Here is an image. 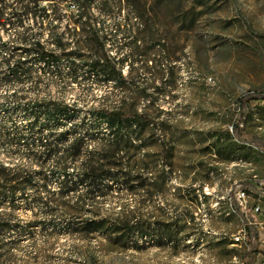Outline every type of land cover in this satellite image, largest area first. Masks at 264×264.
Listing matches in <instances>:
<instances>
[{
    "label": "rangeland",
    "instance_id": "obj_1",
    "mask_svg": "<svg viewBox=\"0 0 264 264\" xmlns=\"http://www.w3.org/2000/svg\"><path fill=\"white\" fill-rule=\"evenodd\" d=\"M124 3L123 10L114 7L105 15L93 7L88 17L109 33L105 49L126 84L73 81L64 58L61 77L43 75L36 64L30 80L0 85V161L39 168L21 146L15 151L1 140V123L9 128V119L18 126L25 122L15 106L48 100L73 105L75 121L103 107L143 112L150 121L141 135L144 148L131 155L143 158L146 182L162 187L137 193L114 187L106 198L80 202L81 193L56 194L63 172L53 174L50 160L43 168L54 193L48 212L29 201L31 191L14 208L0 206L21 229L2 236L1 264H264V0ZM134 5L140 16L130 12ZM62 6L59 31L80 22L73 0ZM29 23L32 18L25 19ZM19 30L7 27L2 38L10 41ZM41 37L47 41V30ZM82 159L68 161L67 172H79ZM123 211L130 218L141 215L144 226L174 221L172 238L157 244L151 234L131 230L123 242H114L69 226L87 218L114 219ZM242 229L247 238L235 243L232 237Z\"/></svg>",
    "mask_w": 264,
    "mask_h": 264
},
{
    "label": "trees",
    "instance_id": "obj_2",
    "mask_svg": "<svg viewBox=\"0 0 264 264\" xmlns=\"http://www.w3.org/2000/svg\"><path fill=\"white\" fill-rule=\"evenodd\" d=\"M64 1L0 0V85L30 80L36 64L41 66L40 73L43 75L61 77L59 64L64 58L68 62L67 74L73 81L91 78L100 82L112 81L118 87L126 84L120 67L105 49L109 33L103 24L96 28L88 17L93 7L104 15L114 7L121 11L124 0H73V15L80 22L72 28L66 24L59 31V21L66 14L62 6ZM130 12L140 16L136 5ZM48 17H53V20L46 22ZM28 18H32L33 23L25 25L24 21ZM36 18L40 20L35 21ZM10 26L20 27L21 30L16 31L12 40H4L1 32ZM33 27L37 31H32ZM43 30L48 32L45 42L41 40ZM14 111L23 113L25 122L18 126L9 119V128L1 123V140L7 145L13 144L15 151L21 146L28 161L39 168L0 161L1 208H14L20 201H28L30 198H27V194L31 191L29 201L39 208L44 207L45 213L48 212L54 193L51 194L48 189L47 178L50 173H46L43 168L50 160L54 163L53 174L63 172L57 175L59 185L56 194L66 196L81 193L80 202L83 198H106L114 187L121 192L132 193L160 191L162 186L159 185L158 189L156 183H147L140 173L144 170L143 158L136 159L131 155L144 148L141 135L150 121L143 112L125 113L103 107L75 121L78 113L73 105L50 100L18 105ZM56 126L65 128L55 133L53 130ZM100 126H104V131H97ZM80 156H83L80 171L75 174L67 172L66 163H74ZM198 191L203 197L200 188ZM10 214L0 212V255L3 251L2 236L21 231L19 225L9 219ZM130 217L123 211L114 219L87 218L75 224L70 223L69 226L75 232H100L108 238L112 236L114 242H123L131 230L138 236L151 234L157 239L156 243L164 236L168 240L173 236L171 227L174 221L155 220L144 226L141 215ZM144 227L149 232L143 231Z\"/></svg>",
    "mask_w": 264,
    "mask_h": 264
},
{
    "label": "built area",
    "instance_id": "obj_3",
    "mask_svg": "<svg viewBox=\"0 0 264 264\" xmlns=\"http://www.w3.org/2000/svg\"><path fill=\"white\" fill-rule=\"evenodd\" d=\"M237 196H238V198L244 199L243 198L244 197V193L243 192H239ZM242 206L244 208V205H242ZM257 210H258V208L255 207L254 211H257ZM246 238H247V234H246V232L243 229L238 234H236V235H234L232 237V239H233V241L235 243H237V242H243V241L246 240Z\"/></svg>",
    "mask_w": 264,
    "mask_h": 264
},
{
    "label": "crops",
    "instance_id": "obj_4",
    "mask_svg": "<svg viewBox=\"0 0 264 264\" xmlns=\"http://www.w3.org/2000/svg\"><path fill=\"white\" fill-rule=\"evenodd\" d=\"M235 208H237V207H235ZM262 228H263V231H262V233L260 232V234H261V236L264 237V226H263ZM240 231H241V230H240ZM240 231H239V232H240ZM260 241H264V238H262V239L260 238Z\"/></svg>",
    "mask_w": 264,
    "mask_h": 264
},
{
    "label": "bare ground",
    "instance_id": "obj_5",
    "mask_svg": "<svg viewBox=\"0 0 264 264\" xmlns=\"http://www.w3.org/2000/svg\"><path fill=\"white\" fill-rule=\"evenodd\" d=\"M230 198V197H229Z\"/></svg>",
    "mask_w": 264,
    "mask_h": 264
}]
</instances>
